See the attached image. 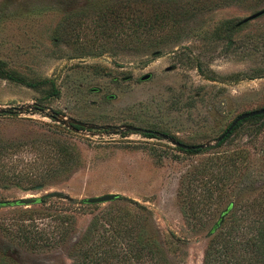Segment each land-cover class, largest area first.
I'll list each match as a JSON object with an SVG mask.
<instances>
[{"label": "rangeland", "instance_id": "obj_1", "mask_svg": "<svg viewBox=\"0 0 264 264\" xmlns=\"http://www.w3.org/2000/svg\"><path fill=\"white\" fill-rule=\"evenodd\" d=\"M107 1L0 0V66L35 82L0 77V202L56 193L0 206V258L72 264L93 216L127 223L133 245L159 248L157 264H204L220 246L215 264L242 256L246 226L264 218V113L214 141L264 107V13L238 24L264 0H145L173 18L139 35L113 20L111 43L83 15ZM169 139L209 144L188 153ZM199 169L208 200L188 188ZM104 193L119 195L80 202ZM131 253L109 262H154Z\"/></svg>", "mask_w": 264, "mask_h": 264}, {"label": "trees", "instance_id": "obj_2", "mask_svg": "<svg viewBox=\"0 0 264 264\" xmlns=\"http://www.w3.org/2000/svg\"><path fill=\"white\" fill-rule=\"evenodd\" d=\"M174 14L175 12L168 11L166 7L153 5L145 0H108L100 5H90L85 12H83V15L87 18L94 19V21L98 23L99 30L102 32L104 40H106L107 43H111L113 37H116V35L112 34L111 23L113 20H118L123 27L126 26L125 19L129 20L132 29L136 30L137 35H139V33L143 34L147 32L151 27L162 28L167 20ZM127 26L130 27L128 24ZM138 49H141V47ZM0 77L23 82L29 87L35 86V82H28L24 81L22 78H15L11 72L3 69L1 66ZM52 93H56L54 88H52ZM238 123L239 121L235 125ZM222 140L223 139L216 142V145L220 144ZM181 150L188 153H196L199 151L198 148ZM200 172L201 170L199 169L194 178H192V185H188V188L193 186V190H195L197 187L196 184L206 187L207 198L205 199L208 200L210 199L211 194L209 191L212 190L210 189V186L206 185V183H209L210 180L204 173L200 175ZM199 200L203 202L202 198L197 199L196 202ZM190 202L193 203L194 201L191 200ZM112 222L111 218L105 219L104 221H99L95 216L91 218L88 225L75 241L77 248L76 256L78 259H73L72 264H113L109 262L110 259L115 258L118 260L121 258L122 261L128 260V258L133 255V253H131L132 250L138 251L136 258H140L142 255L152 258L153 254V264H157L155 262L162 258V256H159L156 252L159 251L157 246L155 247V251L153 250L152 252V250L149 249V246L146 247L145 245H140L138 243L133 245L131 238L124 236L125 230L126 233H129V226H127V223L121 224L118 228H114L117 223L116 221L115 223ZM240 228L243 229L242 224ZM246 228L247 230L243 233L245 244L244 254H242V256H238L237 254H233L232 256L231 254L230 259L227 260L225 264H264V218L254 226L252 224L246 226ZM116 233L117 235H115ZM238 233L239 232L235 234L231 242H228L227 246L230 245L229 247H231L232 244L237 242L235 238L239 235ZM28 235L30 236V234ZM225 249L229 250V248ZM225 249L223 246L214 250L212 247L207 249L204 254L203 263H219L220 260L218 257L220 254L223 256L226 255ZM0 264H6L3 258H0Z\"/></svg>", "mask_w": 264, "mask_h": 264}, {"label": "water", "instance_id": "obj_3", "mask_svg": "<svg viewBox=\"0 0 264 264\" xmlns=\"http://www.w3.org/2000/svg\"><path fill=\"white\" fill-rule=\"evenodd\" d=\"M264 13V8L246 16L245 18H243L242 20H240L238 22V24L244 23L250 19H253L261 14ZM149 76V74H144L142 75L139 79L140 80H145L147 79ZM264 113V107L263 108H258V109H254V110H250L247 112H243L238 114L230 123L229 125L225 128V130L215 139L214 142H218L219 140L223 139L225 137V135H227L230 130L235 126V124L247 117L253 116V115H257V114H261ZM133 130H140L139 128H131ZM143 132L146 133H151V134H155L158 135L160 138L163 139H167V136L163 133H159L156 131H152V130H146L143 129L141 130ZM169 141L182 148V149H199L202 148L203 146L208 145L209 143H201V144H195V145H186V144H182L180 142L174 141L173 139H169ZM56 193L55 192H48L43 194L42 196H32V197H22V198H18L16 200H10V201H3L0 202V206H16V205H23V206H27L30 204H34L39 202L43 197H48V196H55ZM118 193H104V194H100V195H95V196H89V197H85V198H81L80 201L86 204H94V203H101V202H107V201H111L114 200L115 198L118 197ZM226 211H224L220 216L218 221L213 225L212 229L215 228L218 223L221 221L222 216L225 214Z\"/></svg>", "mask_w": 264, "mask_h": 264}, {"label": "flooded vegetation", "instance_id": "obj_4", "mask_svg": "<svg viewBox=\"0 0 264 264\" xmlns=\"http://www.w3.org/2000/svg\"><path fill=\"white\" fill-rule=\"evenodd\" d=\"M149 77V76H148Z\"/></svg>", "mask_w": 264, "mask_h": 264}]
</instances>
